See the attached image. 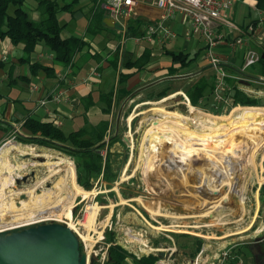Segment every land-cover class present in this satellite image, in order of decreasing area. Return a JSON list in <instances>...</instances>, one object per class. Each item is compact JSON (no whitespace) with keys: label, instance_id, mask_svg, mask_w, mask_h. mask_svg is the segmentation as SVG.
I'll return each instance as SVG.
<instances>
[{"label":"rangeland","instance_id":"374dc122","mask_svg":"<svg viewBox=\"0 0 264 264\" xmlns=\"http://www.w3.org/2000/svg\"><path fill=\"white\" fill-rule=\"evenodd\" d=\"M69 1L58 0V3L64 5ZM240 6L235 17L238 25L246 24L255 15L246 6ZM8 11L13 14L12 5L9 6ZM61 14H63L62 17ZM58 17L60 24L65 25L60 34L62 38L71 35L81 37L86 31L88 21L84 14L72 16L71 13L65 11ZM229 19L231 20V18ZM262 28H264V23L257 27L258 31ZM93 42L100 47L105 44L100 34L94 38ZM7 44L9 45L0 40V59L9 58L11 61L13 53L11 54L10 51H15L17 46ZM43 62L47 61L43 60ZM95 65L96 61L93 59H90L87 64L88 67H94L92 69H95ZM27 68V63L18 64L14 68V74H9L11 83L5 84V87L9 89V98L16 99L20 94L25 97L29 96L21 88L25 82L19 80L16 83L17 76L25 75ZM98 72L101 78L97 82L93 81L95 83L89 84L94 93L108 90L109 87H113L114 91L118 89V78L112 71ZM240 72L242 75L237 76V79L232 78L237 81L235 84L237 89L249 97L257 98L261 102V106L236 105L231 97L226 99L227 104L218 105L220 103L215 100L214 90L212 97L201 100L196 105L191 104L189 97L183 91H177L158 100H149L146 99L147 94L143 92L142 88L148 84L156 83V77H152L150 81L130 85L131 91H133L130 98L128 96L120 101L113 98L109 113L100 112L102 104H99L98 108L92 107L86 113V117L92 125L97 124L100 120H107V130L104 136L107 144L100 154L104 163L108 159L111 179L105 180V177L101 175L93 182L89 190H84L81 186L78 187L76 166L71 158L64 157L63 154L52 149L18 143L13 138L6 141L7 136L0 138V147L3 144H12L21 148V151L15 153L23 157L17 158V155L12 157L17 164L21 165V168L18 169L19 177L30 174L31 171H34L35 175L33 184L28 182L24 185L26 189L33 188L30 194L26 189L23 192L17 188L14 182L17 176L13 172L9 174L14 178L13 182L7 186L2 183L0 177V220H8L13 216L15 207L19 206L16 202L25 201L29 204L37 196L43 198L48 190L51 192L56 188V183L59 182L58 179L61 175L46 178L49 170L44 164L47 163V158L44 156H60L72 162L75 171V184L79 188V191H72L73 188L70 185L68 188V193L71 196L69 207L72 218L68 222L69 226L73 227L72 221L82 217L84 209L88 212L86 221L79 230L77 229V232L83 239L85 246L82 242L80 244L90 258V262L95 260L97 264H103L106 261L107 249L110 247L106 241L111 239L116 242V245L127 251L129 256L136 259L149 256L161 258L160 254H169L168 259H175V252L166 249L175 250V246L180 247L183 243L193 246L192 259L195 258L193 261L199 260V264H203L208 257H214V264H264V192L261 190L264 185V147L261 151L256 152V160L254 159L253 163L245 159L241 161L242 163L232 158L228 159V162L234 167L230 172L232 179L228 182L226 179H222V174L216 178L209 169L211 162L217 163L219 157L217 153H214L216 157L193 155L191 159L187 160L183 170L179 172L178 169L163 162L164 157L166 158L170 151V144L161 145L159 147L161 150L159 149L157 153H154L150 146L151 123L158 119L178 126L182 131L187 129L198 131L197 121L189 112L191 107L201 114L217 117L218 119L215 121L197 115L209 126L217 127L219 125L227 132L243 124L264 123V120L244 123H240L238 120L252 116L256 109L262 108L261 110L264 111V82L257 80L256 77L252 78L257 73L253 71L250 73L248 68L240 70ZM247 72H249L248 78L245 77ZM249 75L252 76L249 77ZM65 78H68L69 81L72 80L75 85L68 86L63 82L64 80L60 84L61 88L67 90L69 100L75 98L74 94H78L79 87L76 84L79 83L80 76L70 72L65 75ZM6 97H2V92L0 93V105L3 106L6 103ZM29 103L25 102L27 106ZM215 107H221L219 108L221 111L216 112ZM67 108L70 110L69 119H66L64 125L61 126L66 135L81 128L84 124L81 109L72 106ZM245 113L249 115L243 116ZM217 139L221 140L222 138L217 137ZM237 140L242 141L244 137L239 136ZM237 140L234 142L237 143ZM12 145L8 146L5 154L11 151ZM208 145L211 148L221 149L218 142L215 144L211 141ZM224 147L229 146L225 144ZM29 154L31 156L25 158ZM1 156L2 152H0ZM226 156L231 157L229 154ZM154 157H158L160 163H157ZM8 164L10 163L7 160H0V173L6 169ZM147 164L150 165L149 168H147ZM220 180L223 182H219ZM46 182L51 184V188H46ZM68 184L70 183L68 182ZM232 185L233 190H229ZM37 186L41 190L40 195L35 193ZM80 190L85 191L87 195L84 196ZM18 191L25 193L27 199L21 201L18 194H10ZM241 194L244 197L243 203L240 201ZM64 204L61 207H64ZM30 209L34 208L22 207L20 213L25 215L26 210ZM66 209L67 207L63 210ZM36 213L39 215L21 220L17 224L42 219L64 220L61 213ZM43 213H45L44 216ZM196 240H200V242L198 243ZM252 244H255L256 258H253L250 250L246 248V245ZM162 247L164 249H161ZM160 250H163L164 253ZM127 259L132 261L131 257Z\"/></svg>","mask_w":264,"mask_h":264},{"label":"trees","instance_id":"16d2710c","mask_svg":"<svg viewBox=\"0 0 264 264\" xmlns=\"http://www.w3.org/2000/svg\"><path fill=\"white\" fill-rule=\"evenodd\" d=\"M83 1L87 0H70L68 4L60 5L58 0H0V40L7 38L12 46L21 47L24 57H21L20 60L28 63L33 75L41 71L46 77L53 78L55 77L54 67L45 66L38 62H31V55L38 45H43L52 54L53 65L61 66L63 69L76 66V55L87 49L90 45L84 37L71 35L62 38L60 34L65 25L60 24L58 16L65 11L73 12ZM88 1L95 7H93L94 10L91 12L90 18H88L85 37L95 38L97 35L110 29L104 24V10L100 7L102 0ZM33 2L35 3V7L30 8V3ZM10 5L13 7V14H10L8 11ZM255 7L262 10L264 14V0H255ZM34 12L38 16V19L31 17ZM144 24H146V21L138 18L129 20L126 36H139L141 34L140 29ZM253 27L255 28L256 25L253 24ZM260 54L258 63L249 68L250 73L252 71L257 73L255 74L257 78L260 76L264 77V46ZM169 55L171 57V65L166 68V73L160 77L161 79L156 80V83L143 90L147 94L146 99L158 100L177 91H183L189 97L191 104L196 105L201 100L212 97L215 75L210 70L211 67L206 66L200 72L196 71L199 73L192 77V74L186 73L190 69L192 62L199 56V53L195 54L193 58H189V54L183 52L170 53ZM92 57L96 58V56ZM96 59L99 60L98 58ZM150 59L151 49L149 48H146L139 58L133 61L123 55L122 68L126 70L132 69L134 72L131 74L118 73L117 78L120 88L118 87L116 91L111 87L108 90L97 91L96 93L92 91L88 92L80 98V108L83 111L84 118V124L81 128L66 135L61 128L54 126L52 122H43L36 117L28 116L22 121V134H14L15 140L24 145L52 149L71 158L76 166L78 187L81 186L84 190H89L93 182L101 175L105 177V180L111 179L108 169V159L104 163L100 154L107 144L104 140L107 130V120H100L97 124L92 125L88 121L86 113L92 107H98L99 104H102L100 112L107 114L110 112L113 98L116 101H120L130 96L133 91L126 88L129 79L135 73L143 71L150 63ZM118 60L119 54L117 51L108 59V64L114 74L117 70ZM176 63L180 67H174L173 65ZM0 64H2L1 61ZM98 69L100 70V68ZM227 71L234 76L242 75L239 70L229 68ZM225 83L227 88L222 92L224 98L230 99L231 97L236 105L261 106V102L257 98L249 97L237 89L235 85L237 81L232 80V78H226ZM95 95L97 96L96 98L94 97ZM215 108L216 112L221 111L219 109L221 107ZM261 109H256L250 117L238 119L239 122L264 120V111ZM199 115L207 120L216 121L218 119L217 117L201 113ZM247 115L249 114H243V116ZM9 128V126L5 128L3 123L0 122V131L7 132L10 130ZM261 190L264 192V185ZM23 218L25 216L15 207L13 216L10 219L0 220V229L17 224L19 221L24 220ZM196 241L200 242V240ZM106 243L110 247L107 249L106 261L103 264H124L129 257L132 258L134 264H156L158 260L155 256L136 259L133 256H129L127 251L116 245V242L111 239H108ZM246 248H248V245H246ZM90 264L97 263L95 260H91Z\"/></svg>","mask_w":264,"mask_h":264},{"label":"crops","instance_id":"0c3cea01","mask_svg":"<svg viewBox=\"0 0 264 264\" xmlns=\"http://www.w3.org/2000/svg\"><path fill=\"white\" fill-rule=\"evenodd\" d=\"M150 4H152V0H139L136 9V18L148 21L150 20L151 16L156 15L157 11L153 7H150ZM240 5L246 6L248 9L252 10L255 14L251 20H249L246 24H242V25H238L235 19L236 14L239 11V7H241ZM34 7H35V3L34 2L30 3V8H34ZM93 7L95 6H93L92 3H90L87 0V1H83L73 12H69V13H71L72 16H75L76 14L78 15L84 14L88 21L91 12L94 10ZM100 7L104 10L103 0L101 1ZM62 15L63 14H61V17ZM104 15H105L104 20L106 18H109L105 13V11H104ZM227 15L228 18H231L232 22L233 23L235 22L237 26L240 28L239 31L232 30L231 32H227L228 40L232 41V39L238 37L242 38L244 42V46L239 47L235 50H231L229 46H219L217 47L216 52L219 58L221 59L226 72L230 76L228 78L237 79V76H234L232 73L230 74L229 71L227 70L230 68L232 70H239L240 72L244 64V54L246 49H252L260 54L264 46V28L258 31L257 27L259 24L264 23V14L262 10L255 7V0H233L232 9L227 13ZM31 17L33 19H38V16L36 15L35 12L32 13ZM108 23L110 24L111 22L109 21ZM167 24L170 26L171 29L174 30L177 37L168 46L165 47L137 44L131 39V37L128 38L127 36L124 44L120 46L121 34L115 22L113 27H108L105 25L110 30H107V32L104 31L103 33L100 34L103 42H105V44L101 45L102 47H100V45L95 44L93 42L94 38L85 37V31H84V34L81 37H84L90 46L76 55L77 57L76 66L68 67L67 69L66 68L63 69L61 66L58 65H53L52 54L43 45H38L35 48L34 53L31 55L32 58L30 59V61L38 62L45 66H53L55 71V77L48 78L41 71L40 72L38 71L35 75H33L28 65L25 75L21 74L17 76L18 79L16 83H18L19 80L25 82L26 84L24 83L21 86V88L24 89L26 94L27 95L29 94V96L25 97L22 94H20L18 98L11 99L9 98V89L8 87H5V84L8 85L11 83L9 74L10 73L12 75L14 74L15 66L18 64L21 65L25 63L20 60L23 54L21 47L17 46V49L15 51L13 52L10 51L11 54L13 53V58L11 61L9 58H7L6 60H4L3 58L0 59V61L2 62V64H0V93L2 92V97L7 96L6 103L3 106L0 105V122L3 123V126L5 128L7 126L10 127L9 128L10 130H8L7 132L0 131V138L2 139V137L7 136L6 141H8L11 138L15 140L14 131H18L17 133L20 135L22 134V130H21L22 121L25 117L28 116L36 117L43 122H52L54 126L62 128L61 126L64 125L65 120L69 119L70 110L67 107L72 106L81 109L80 98L86 95L88 92H91L92 89L89 87V84L91 82H92L91 84H93L97 82V80L99 79V78L93 79L90 83L87 84L81 83V79L86 75V73L90 69L94 68L87 66L90 59L96 61L95 69L97 68V70L100 71L101 73H108L109 71H112V69L108 64V59L117 51L119 54V60L115 75L117 76L118 73L131 74L132 72H134V70L132 69L126 70L121 66L123 55L129 57L130 60L133 61L139 58V56L143 53V51L146 48L151 49L150 63L146 66V68L143 71L139 73H135L134 76L129 79L128 81L129 84L127 83V87H126L127 89H131L130 85L133 86L134 84L139 82L150 81L152 77L154 78L156 77V80L161 79L160 77L166 73V68L171 65V57L169 55L170 53L183 52L189 54V58H193L195 54L199 53V56L192 62L190 69L186 72L192 74L191 77L198 74L202 68L209 66L208 63L202 59V53L204 48V43L202 39L197 36H192V37L186 36V32L189 29L188 24L184 22L180 17L177 18L175 17L173 20L168 21ZM253 24H255L256 27L253 32H249L248 27L253 26ZM3 41H5L6 45H9L7 43H10L9 39L7 38L3 39ZM170 49H172L173 51H171ZM92 56H96V58H98L99 60L93 58ZM16 60L18 61L16 62ZM43 60L47 61L48 63L47 62L44 63ZM173 66L176 68L180 67L178 63L174 64ZM98 68H100V70ZM210 70L213 72L212 69ZM70 72H72L77 76H80V81L79 83L76 84L78 85L77 87H79V89L77 90L78 94H74L73 92L75 98H70L67 102H63L59 104L48 103L46 104V106H39L38 102L44 98V95L46 93L48 94L55 87L60 86L62 80H64L63 82L68 84V86L69 85L75 86L74 83H72V80L69 81L68 78H65V75ZM240 74L242 73L240 72ZM248 74L249 72H247V75L245 76L246 78H248L247 77ZM251 76L252 75H249V77ZM255 77L257 79V76H252V78ZM257 80L264 82V77L260 76L258 77ZM34 86L37 87V90L31 91V88ZM110 88L111 87H109V89ZM25 102L28 103L30 102V103L27 106ZM58 123L60 125H58ZM10 145L12 144L1 145L0 152H2V156L0 157V160L2 161L4 159L7 160L10 163V165L13 166L14 168L13 174L18 177L19 176L18 169L21 168V165L17 164V162L13 160L12 157L14 155H17V158H22V155L15 153L17 152V150L21 151V148L12 145L13 147H17V150H14L13 153L12 150L7 154H5V150ZM161 249H164V247H162ZM166 250L167 251L170 250L172 252L174 251L175 259L173 258L168 259L167 256H169V254L168 255L160 254L161 258H158L156 264H199L198 263L199 260L193 261L195 258L192 259V255L194 253L193 246L182 243L180 247H178V245L175 246V250L172 249H166ZM160 252L164 253L163 250H160ZM213 258L208 257L206 260H204L203 264H214ZM247 261H249L248 258ZM125 262H127V264H134L133 260L130 261V259H127Z\"/></svg>","mask_w":264,"mask_h":264},{"label":"bare ground","instance_id":"6f19581e","mask_svg":"<svg viewBox=\"0 0 264 264\" xmlns=\"http://www.w3.org/2000/svg\"><path fill=\"white\" fill-rule=\"evenodd\" d=\"M189 112L192 116H194L195 120L197 121L198 129H199L198 131H192L189 129L182 131V129H180L178 126H173L171 125V123L165 120L159 121L158 119L154 121L153 123H151L152 126H151L150 136L152 137V140L150 141V146H151L152 151L154 153H157L159 149L161 150V148H159L161 145L170 144L171 145L170 151L168 152L167 157L166 158L164 157L163 162L166 165H170L171 167L178 169L179 172L183 170L185 163H187V160L191 159L193 155L195 156L202 155L204 157V155L214 156V153H217L219 156L217 159L218 161L217 163L211 162L209 169L214 173L216 178H218L222 174L223 175L222 179H226L228 182H230L232 179L231 177L232 175L230 172L232 168L234 167L232 166V164H230V162H228V159L232 158L240 162L242 160L244 161L245 159L246 161L248 160L249 162L253 163L256 152L261 151L264 147V123L259 122V123L243 124L227 132L219 125L217 127L209 126L204 120L198 118L197 115L199 114H197L192 109V107L190 108ZM239 136L244 137V140L238 141L237 139L239 138ZM217 137H221L222 139L219 140L217 139ZM235 140H237V143L234 142ZM211 141L215 142V144L216 142H218L221 146V149L209 147L210 145L208 144H210ZM225 144H228L229 147L225 148L224 147ZM12 150L13 151L17 150V147L15 148L12 147L11 151ZM227 154H229L231 157H227L226 156ZM44 157L47 158V163H44V164L47 166V169L49 170L46 178H51L52 176H55V175H61L60 178L58 179L59 182L56 183V188L54 190H51V192L48 190L46 196L44 194L45 197L41 198L40 196H37L29 204H27L25 201L19 202L18 209L19 211H22V207L34 208V209L26 210V214L24 215L25 218H23L24 220L30 218L31 216L39 215L36 212L38 213L39 212H49L51 214L61 213L64 216L62 219L71 220L70 207H69L71 196L68 193L69 185L73 188L72 191H79V188L75 184L74 166L71 161L67 160L66 158L60 157V156L53 157L52 155H48ZM154 158L156 159L157 163H160V159H158V157H154ZM240 162H239V165H240ZM146 166L147 168L150 167L149 164H147ZM13 169H14L13 166L8 164L6 166V169H3L0 173L1 180L6 186L13 182L14 178L9 175L11 172L14 171ZM68 182L70 184H68ZM219 182H223V181L220 180ZM46 188H51V184L46 182ZM231 189L233 190V185L229 188V190ZM26 190L30 194L33 188L31 189L27 188ZM80 191L82 192L84 196L87 195L85 191H82V190ZM18 192L10 193V194L11 195L19 194L20 192L19 193ZM240 201L242 203L244 202V197L242 194L240 196ZM63 204H64V207H61V205ZM66 207L67 209L63 210ZM42 215L44 216L45 213H43ZM37 221H40V220H37ZM30 222H34V221H29L26 223H30ZM20 224H25V223H20ZM20 224H16V225H20ZM12 226H15V225H12ZM12 226H8V227H12ZM8 227H5V228H8ZM143 250H141V252H143Z\"/></svg>","mask_w":264,"mask_h":264},{"label":"built area","instance_id":"2783aa9c","mask_svg":"<svg viewBox=\"0 0 264 264\" xmlns=\"http://www.w3.org/2000/svg\"><path fill=\"white\" fill-rule=\"evenodd\" d=\"M139 0H103V8L107 16L114 20L121 34L120 46L126 40L127 23L133 17H136V9ZM233 0H152L150 7H153L157 14L151 16L146 21L140 31L139 36H132L131 39L137 44H146L151 46L165 47L168 46L176 37V33L167 24L168 21L175 17H180L189 26L186 36H197L204 43L202 59L213 69L216 75L214 88L215 100L221 104H227L226 99L222 95L226 89L225 80L230 77L226 72L216 49L219 46H229L231 50H235L244 46L242 38L228 40L227 32L232 30L239 31V27L235 25L229 18L227 13L232 9ZM253 26L248 27L249 32L254 31ZM130 38V37H128ZM260 54L252 49H246L244 54V64L241 70H246L258 63ZM100 78L97 69H90L81 79V83H90L93 79ZM37 90L32 87L31 91ZM68 101L67 90L60 86L52 89L47 96L41 99L39 106H46L48 103L59 104ZM58 125H60L58 123ZM18 131H14L17 134ZM90 214V212H89ZM88 212L83 211L81 218L75 219L73 227L69 226L70 220L64 222L75 232L80 243L83 242L82 237L78 234L81 225L86 221ZM72 219V218H71ZM85 246V244H84Z\"/></svg>","mask_w":264,"mask_h":264},{"label":"water","instance_id":"95a60500","mask_svg":"<svg viewBox=\"0 0 264 264\" xmlns=\"http://www.w3.org/2000/svg\"><path fill=\"white\" fill-rule=\"evenodd\" d=\"M104 24L113 27L114 20L106 18ZM153 84H149L142 89H146ZM130 97L131 95L128 98ZM30 156V154L26 155L25 158ZM34 178V171H31L30 174L16 177L14 182L17 188L24 192V189H26L24 185L28 182L33 184ZM22 184L23 186H21ZM35 193L37 195L41 194L38 186ZM18 198L22 201L26 200L27 196L25 193H19ZM18 203L16 202L17 206ZM252 252L254 254L255 250L253 249ZM89 263L90 258L82 249L78 236L64 221L42 219L0 229V264Z\"/></svg>","mask_w":264,"mask_h":264},{"label":"flooded vegetation","instance_id":"af4514ba","mask_svg":"<svg viewBox=\"0 0 264 264\" xmlns=\"http://www.w3.org/2000/svg\"><path fill=\"white\" fill-rule=\"evenodd\" d=\"M252 245L248 246V249L250 250V253L252 254L253 258H256L255 253L253 254V252H252V250L255 248V246H254L255 244H252Z\"/></svg>","mask_w":264,"mask_h":264}]
</instances>
